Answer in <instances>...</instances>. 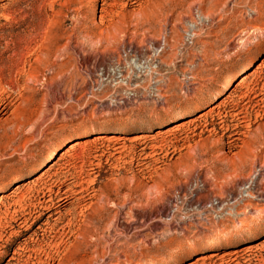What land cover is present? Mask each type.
I'll return each mask as SVG.
<instances>
[{
  "label": "rangeland",
  "instance_id": "374dc122",
  "mask_svg": "<svg viewBox=\"0 0 264 264\" xmlns=\"http://www.w3.org/2000/svg\"><path fill=\"white\" fill-rule=\"evenodd\" d=\"M91 1L0 0V100L7 104L0 114V196L44 172L74 140L82 145L63 154L56 176L52 170L32 190L13 198L37 203L57 177L84 186L64 216L50 212L31 218L13 234L5 232L0 207V264H140L154 257L164 259L160 264H264V197L248 195L250 182L240 178L253 168L242 166L245 143L229 145L230 133L217 125L216 133L195 135L206 124L199 114L225 102L241 80L242 89L220 105L221 116L227 115L228 124L229 112L254 104L243 96L247 89L258 93L264 84V49L258 52L264 44V0H113L117 5L106 7L107 14L100 11L102 0L94 6ZM81 6L97 33L109 34L96 44V39L74 35L67 48ZM198 7L210 11L211 18L200 15ZM75 48L79 52L73 53ZM42 52L48 63L39 65L35 58ZM8 53L16 62L9 79L17 91L2 70L1 59ZM51 63L50 71L45 65ZM237 69L210 102L213 90ZM251 73L257 79H243ZM45 81L75 87L46 92L41 88ZM25 85L32 90L20 91ZM181 112L186 114L178 119ZM210 115L202 117L208 129L219 122ZM172 126L153 138L157 128ZM249 130L256 131L254 149L263 157L264 118ZM245 131L239 137L249 142ZM96 134L104 138L96 141ZM53 145L56 151L39 165ZM198 172L205 173L206 190L199 189ZM263 181L264 176L259 179L264 194ZM195 192L201 194L199 201ZM43 222L57 232L38 230ZM237 227L253 229L240 237ZM218 230L232 236L184 249L188 238ZM243 253H250L249 262Z\"/></svg>",
  "mask_w": 264,
  "mask_h": 264
},
{
  "label": "bare ground",
  "instance_id": "6f19581e",
  "mask_svg": "<svg viewBox=\"0 0 264 264\" xmlns=\"http://www.w3.org/2000/svg\"><path fill=\"white\" fill-rule=\"evenodd\" d=\"M111 1V0H110ZM109 0H102V4L100 5L101 8H100V11L102 13H105L107 14L106 12V7L108 6H116L117 4L115 2H112L113 3H110ZM135 1V0H134ZM95 2L96 0H92L91 1V6H94L95 5ZM214 2V1H213ZM167 5V4H166ZM212 6V5H211ZM225 9V8H224ZM82 10V6L78 8V13L76 15V18H75V22H74V27L72 29V31L69 33V35L67 36V42H65L67 48L69 45H71V43L73 41L76 40V38H79V35H81V37H83L85 40H89L91 42L94 41V39H96L95 41V44L96 43H100L106 36H108L109 32L106 31L105 32V35L102 34L101 32L100 33H97V31L95 30L94 28V25L92 22H90L88 20V14L81 11ZM208 10V9H207ZM206 10V11H207ZM212 10V9H211ZM217 10V9H216ZM112 12V11H111ZM200 15H203V16H207L208 19L211 18V12H204L203 9H199L198 7V11H197ZM118 13V12H117ZM224 13V12H223ZM105 14L103 15H99L98 17L100 18V22L99 24L102 22V18L104 16H106ZM139 15V14H138ZM213 19V18H212ZM196 20H193L191 22L195 23ZM88 23H91V26L88 25ZM217 23V22H216ZM178 24V23H177ZM203 24V23H202ZM209 24V23H208ZM115 25V24H114ZM197 27H200L199 25ZM196 27V28H197ZM249 27V26H248ZM201 28V27H200ZM199 28V30H200ZM245 30V29H244ZM243 31V30H242ZM246 34V33H245ZM75 35V40H73V36ZM104 35V36H103ZM248 35V34H247ZM246 35V36H247ZM251 36V35H250ZM15 38V37H14ZM82 38V39H83ZM249 39V38H247ZM194 40V38H193ZM192 40V41H193ZM167 41V40H166ZM165 41V42H166ZM19 42V41H18ZM132 42V41H131ZM13 44V43H12ZM244 44V43H243ZM8 46V45H7ZM79 45H76L75 47H78ZM132 46V45H131ZM157 46V45H156ZM82 47V46H81ZM42 48V47H41ZM130 48V47H129ZM264 49V44L260 47L259 51L258 52H261V50ZM49 50V49H48ZM59 50V49H58ZM135 50L136 48H134L132 50L133 53H135ZM9 51V47H7L3 53H7ZM63 51H64V48H63ZM73 53H75L74 51L76 52H79L78 49H72ZM14 52V51H13ZM16 52V51H15ZM14 52V53H15ZM33 52V51H32ZM60 52V51H59ZM71 52V51H70ZM17 54V53H16ZM70 54V53H69ZM77 54V53H76ZM136 54V53H135ZM61 55H68L67 52L65 53H62ZM134 55V54H133ZM13 55H9L6 54L4 56V58L1 59L2 61V70L3 72H5V78L6 80L8 81V84H9V87L14 90V91H17L16 89H14L15 87L13 86V83L11 82V80L9 79V76H10V73H11V69L13 68V66H16V62L13 60L14 57H12ZM56 56V55H55ZM3 57V56H2ZM47 53L46 52H42L41 54H37L36 55V63L41 65L42 63H48L47 62ZM57 57V56H56ZM1 58V57H0ZM52 64V63H51ZM53 65V64H52ZM51 67L45 65L47 67L48 70L51 71V69L54 68V65ZM63 65V64H62ZM1 66V65H0ZM64 66V65H63ZM56 67V66H55ZM259 69L262 67V65H259L258 66ZM56 68H60L59 66L56 67ZM65 71V70H64ZM258 71V70H257ZM58 72V71H57ZM66 72V71H65ZM238 73L239 70H235V71H232L226 78L224 81H222V83L220 84V88L218 89H215L213 90V93L211 94V97L209 99L210 102H213L216 97L218 96V94L220 93L221 91V88L222 87H225L232 79L233 77L235 76V73ZM257 73V72H256ZM256 73H251L249 74L248 76H245L243 79H248V77L250 78L251 76L254 78V79H257V77L255 78V74ZM261 73V72H260ZM57 75V74H56ZM260 76V74H259ZM258 76V77H259ZM55 77V76H54ZM261 77V76H260ZM30 78V77H29ZM45 78V77H43ZM57 78V77H56ZM60 78V77H59ZM64 78V77H63ZM47 79V78H46ZM248 81H250L248 79ZM255 81V80H254ZM257 81V80H256ZM252 82V81H250ZM54 83V82H53ZM57 83V82H56ZM60 83V82H59ZM65 83V82H64ZM249 83V82H248ZM247 83V85H248ZM254 83V82H253ZM58 84V83H57ZM244 84V80H241L240 82L236 83V85L231 89V91L225 96V99L226 101L223 102L221 101L218 105H214L210 108H208L206 111L202 112L201 114H199V117H201L199 120L204 121V123H206L205 125L203 124H200V131L195 134L196 136H199L201 133L203 132H210V133H214L215 130H216V125H217V128L220 130V131H223V132H229L230 134L227 135L226 137L228 138V143L229 145H234L236 144L235 142H242L244 144V147H245V152H244V155L241 159L242 161V166H248L252 168L250 173L249 174H246L244 177L243 176H240V178H242V183L243 181L245 182H250V185L248 186V195H250L251 197H264V194H263V187L261 189L260 187V182H259V179L260 177L264 176V156L262 157L261 155H259L257 152L260 151V150H256L254 149L256 146L254 145V143L258 142L256 138L257 136V133L253 132V130H249L250 127L256 122L258 121L259 119H262L264 118V109H260V104H263V101H264V84L262 85L261 89L259 90L258 93H255L254 92V89H247L245 92L246 94H244L243 98H247L248 100H250V102L253 101L254 104H252V106L250 107H245L243 108L242 110H234L232 112H229L228 113V116L230 117V120H228V124L225 123V120H226V117L227 115H222L221 112H219V107L220 105H224L225 103H227V101H229L228 99L229 98H232L233 96V93L237 92L239 90V88H241ZM252 84V83H251ZM245 85V86H247ZM75 86L71 85V84H63L62 87H60L59 85H53L47 81L43 82V85L41 86V88L43 90H45L46 92H55V91H58V90H68L70 91V89L74 88ZM219 87V86H218ZM39 89V88H38ZM158 89V88H156ZM242 89V88H241ZM25 91V90H32V87H30L29 85H25L21 88L20 91ZM34 90V89H33ZM19 91V93H20ZM244 92V93H245ZM251 93H254V96L252 97V99H250L249 95ZM241 97V96H240ZM245 101V100H243ZM230 102V101H229ZM228 102V103H229ZM242 102V101H240ZM237 104V103H236ZM246 105V104H244ZM7 107V104L4 103L3 101L0 100V114L3 113L4 109H6ZM225 107V106H224ZM237 107V106H236ZM241 107V106H240ZM254 107H259V109H254ZM264 107V105L262 106ZM193 111H195L196 109L198 110L197 107H193L192 108ZM223 110V109H222ZM190 112V111H189ZM5 113V112H4ZM188 113V112H187ZM211 113H214V115L217 117L216 119H219V122L218 123H212L213 127H211V129H208L206 128L207 126V121L204 119H202V117L206 118L207 117V114H211ZM186 114V112L184 113H179L177 115V118L179 119L180 117L184 116ZM211 116V115H210ZM228 117V118H229ZM176 119V118H175ZM196 121V119H191L189 121L193 122V121ZM198 120V119H197ZM198 120V121H199ZM211 120V119H210ZM35 121V120H34ZM200 122V121H199ZM214 122V121H213ZM195 123V122H194ZM198 123V122H197ZM199 125V124H198ZM215 125V126H214ZM195 126H197V124L195 123ZM194 127V126H193ZM19 128V127H18ZM173 128V126L171 128H168V130H161L163 128H157L155 130V135L153 138H157L165 133H167L168 131L170 132V130ZM241 128H244L251 137H249V139L251 141L247 142L246 140L243 141L239 135H243V131H241ZM22 129V128H21ZM36 128H31V131L32 133H34ZM194 129V128H193ZM197 130V129H196ZM103 131H107L106 128H104ZM124 131V130H123ZM245 131V132H246ZM27 132V131H26ZM192 132V130H191ZM253 132V133H252ZM28 133V132H27ZM193 133V132H192ZM216 133V132H215ZM37 134V133H36ZM253 134V135H252ZM83 135H85V133L82 134V137ZM96 135H99V136H94L96 141H98L99 139H102L104 138V135L103 134H96ZM194 135V136H195ZM261 135V134H260ZM142 136H147V135H142ZM193 136V135H192ZM193 136V137H194ZM81 137V136H80ZM119 137V136H118ZM189 137V136H188ZM260 137V136H259ZM126 137H120V138H117L119 140H123L125 139ZM139 138V136H138ZM256 138V139H254ZM79 139V138H78ZM106 140L108 138H105ZM135 139V138H134ZM142 139V138H141ZM262 139V138H261ZM115 140H116V137H115ZM264 140V139H263ZM102 141V140H101ZM112 141V140H110ZM82 142L81 140H74L72 143L71 146H69L68 148H66L65 151H63L62 153L59 154V156L53 160L51 163H50V166L44 171L42 172L40 175L36 176L35 178H33L32 180H28L27 182H18L17 184H15L14 188H13V191H11V194L9 193L8 195H5V194H2L0 196V207L4 208L2 210V216L3 218L2 219H6V226L4 228H6L5 232H9L10 234H13L15 233L14 230H16V228H19V229H22L23 227H26V224L28 222V220H30L31 218L32 219H36V218H40L42 217L44 214L46 213H50V212H53V213H58L59 216H64L66 213H68L69 211V206L70 204H73L74 201L78 198L76 197L77 194H80V193H83V188L84 186L81 187V184L80 183H76L74 185H69V184H66V180L68 179L67 176L63 178H60V177H57L56 179L53 180V184H51L50 187H48V189L44 192H41L42 193V200L37 202V203H34V204H31V203H28L26 204L25 202H23V197L20 198L19 200H15L13 198V195L15 196H18L20 193H25L27 191H29L30 189L32 190V188L36 185V182L40 181L41 179H43V177L45 175H47L48 173H50L52 170L53 172L50 174L51 176H56V172H57V169L60 168V161H61V158L63 156L64 153H67L71 150H74V149H77V147L79 148L81 145H82ZM85 142V141H84ZM95 142V141H94ZM124 142V141H123ZM118 143V142H117ZM201 143V142H200ZM114 144V143H113ZM120 145V144H119ZM125 145V144H124ZM181 145V144H180ZM203 145V144H202ZM255 146V147H254ZM108 147V146H107ZM118 147V146H117ZM116 147V148H117ZM156 147V146H155ZM56 146H51L50 150L48 151V153L44 154V156L41 158L40 162L38 163L39 165L43 162V161H47L48 159H50V157L52 156V153H54L56 151ZM115 148V149H116ZM120 148V147H119ZM125 148V147H123ZM111 149V148H110ZM126 149V148H125ZM124 149V150H125ZM207 149V148H206ZM175 150V148L173 149V151ZM172 151V150H171ZM118 152V151H117ZM116 152V153H117ZM115 153V152H114ZM220 153V152H219ZM158 154V153H157ZM69 155V154H68ZM200 155V154H199ZM110 156V155H109ZM234 156V155H233ZM242 156V155H241ZM261 156L262 158V161L259 163L258 162V159L259 157ZM149 157V156H147ZM162 157V156H161ZM233 159V158H232ZM223 160V159H222ZM225 160V159H224ZM227 160V159H226ZM202 162V161H201ZM256 162H258L259 164L257 165H254ZM144 163V162H143ZM204 163V162H203ZM231 163V162H230ZM234 163V162H233ZM98 164V163H97ZM186 164V163H185ZM83 165V164H82ZM183 165V164H182ZM192 165V164H191ZM236 165V164H235ZM97 165H95L96 167ZM99 166V165H98ZM136 166V165H135ZM208 166V165H207ZM241 166V167H242ZM258 166L259 169L257 170L258 172L256 173V170H255V167ZM234 167V166H233ZM35 168V167H34ZM185 168V167H184ZM192 168V167H191ZM195 168V167H194ZM96 169V168H95ZM99 169V168H98ZM189 169V168H188ZM187 169V170H188ZM55 170V171H54ZM193 170V168H192ZM233 170V169H232ZM194 171V170H193ZM238 171V170H236ZM235 171V172H236ZM240 171V170H239ZM249 171V170H248ZM64 172V171H63ZM189 172V171H188ZM231 172V171H230ZM91 173V172H90ZM89 173V174H90ZM199 173V172H198ZM197 173V174H198ZM233 173V172H232ZM241 173V172H240ZM244 173V172H243ZM87 174V173H86ZM168 174V173H167ZM239 174V173H238ZM26 175V174H25ZM194 175V174H193ZM196 175V174H195ZM223 175V174H222ZM229 175V174H228ZM231 175V174H230ZM236 175V174H234ZM62 176V175H61ZM185 176V174H184ZM189 176V174H188ZM197 178H200L201 181H202V186L201 188H199L201 191L203 190H206V185H207V182L205 183V173H202L200 172L198 175ZM227 176V175H226ZM237 176V175H236ZM22 177V176H20ZM232 177V176H231ZM235 177V176H234ZM239 177V176H238ZM67 178V179H66ZM80 178V177H79ZM194 178V177H193ZM225 178V176H224ZM18 180V178H16ZM82 179V177H81ZM87 179V178H86ZM217 179V178H216ZM227 179V177H226ZM235 179V178H233ZM78 180V179H77ZM90 180V179H89ZM93 180V179H91ZM197 180V179H196ZM220 180V179H219ZM69 181V180H68ZM94 181V180H93ZM218 181V180H217ZM229 181V180H228ZM235 181V180H234ZM71 182V181H70ZM80 182V181H78ZM83 182V181H82ZM85 182V180H84ZM89 182V181H88ZM224 182V181H223ZM222 182V183H223ZM264 182V181H263ZM24 183V186L22 188H20V186H22L21 184ZM27 183V184H26ZM87 183V182H86ZM85 183V184H86ZM90 183V182H89ZM88 183V184H89ZM198 183V182H197ZM226 183V182H225ZM230 183H231V180H230ZM236 183V182H235ZM260 183V184H259ZM83 184V183H82ZM229 184V183H228ZM227 184V185H228ZM233 184V183H232ZM210 184H208L209 186ZM214 185V184H213ZM217 185V184H216ZM237 185V184H236ZM26 186V187H25ZM234 186V185H233ZM87 187V186H86ZM56 188V190H55ZM156 188V187H155ZM165 188V187H164ZM213 188V187H212ZM224 188V187H223ZM238 188V187H237ZM161 189V188H160ZM100 190V189H99ZM163 189H161V192H162ZM176 190V189H175ZM223 190V189H222ZM228 190V189H227ZM232 190V189H231ZM211 191V190H210ZM230 191V190H229ZM88 192V191H87ZM161 192L159 193V191H157V194H161ZM221 192V191H220ZM227 192V191H226ZM86 193V192H85ZM102 193V192H101ZM208 193V192H207ZM223 193V192H221ZM90 194V193H89ZM155 194V195H157ZM158 194V195H159ZM193 194V193H192ZM203 194V193H202ZM229 194V193H228ZM10 195V196H9ZM198 195L196 192L193 196H195L194 199H197L199 201V198H198ZM201 195V194H200ZM199 195V196H200ZM83 196V195H82ZM90 196H93V195H90ZM160 196V195H159ZM218 196V195H217ZM222 196V195H221ZM231 196V195H230ZM127 197V196H126ZM158 197V196H157ZM204 197V195L202 196ZM215 197V196H214ZM219 197V196H218ZM227 197H229L227 195ZM159 198V197H158ZM217 198V197H216ZM205 199V198H204ZM25 200V198H24ZM147 200H145L146 202ZM195 201V200H194ZM197 202V201H196ZM207 203V202H206ZM205 203V204H206ZM148 204V203H147ZM151 206V205H150ZM153 206V205H152ZM191 206V205H190ZM203 207V206H202ZM0 208V209H1ZM157 208V207H156ZM201 210V209H200ZM199 210V211H200ZM87 215V214H86ZM88 216V215H87ZM48 219V218H47ZM56 219V218H54ZM53 219V220H54ZM158 219V218H157ZM206 219V218H205ZM3 221V222H5ZM260 224H263L262 221H259ZM1 223V222H0ZM132 223V222H131ZM2 225V224H1ZM70 224H68L67 226L69 227ZM1 227V226H0ZM3 227V226H2ZM1 227V229H2ZM38 230H41L43 233H45L48 229L51 230V232H53L54 234V231H55V228L53 226V224H50L49 222H43L41 225H39L38 227ZM258 228V227H257ZM253 228H241L240 229L237 227L236 229V233H238V235L240 237H245L247 235H249L248 231L252 230ZM3 230V229H2ZM58 230V229H57ZM57 230L55 232H57ZM4 231V230H3ZM254 232V231H253ZM230 233V231H229ZM1 234V233H0ZM9 234V235H10ZM50 234V233H49ZM252 234V233H251ZM16 235V234H15ZM46 235V234H45ZM237 235V234H236ZM50 236V235H49ZM107 236V235H106ZM158 236V235H157ZM227 236H232V234H228V232L224 231V230H218V231H213L212 233L204 236V237H198V236H195V237H192V238H188L185 242V246H184V249H193L195 247H198V246H203V245H207L209 243H212L213 241L217 240V241H221V240H224V239H227ZM4 237V236H3ZM97 238V237H96ZM3 238H1L0 236V242L2 241ZM87 239V238H86ZM85 239V240H86ZM99 245V244H98ZM1 246V245H0ZM96 248V247H95ZM107 248V247H106ZM247 251V250H246ZM249 251V250H248ZM252 251V250H251ZM96 252H99L96 250ZM181 253V250L180 248L175 250V254H179ZM99 254V253H98ZM98 254L96 253V255L98 256ZM245 254V257H246V261H250V253H243ZM215 254H213L214 256ZM252 256V255H251ZM234 259V258H232ZM164 261V259L162 257H154V258H149L147 260H145L144 262L140 263V264H160ZM235 264V263H234Z\"/></svg>",
  "mask_w": 264,
  "mask_h": 264
}]
</instances>
